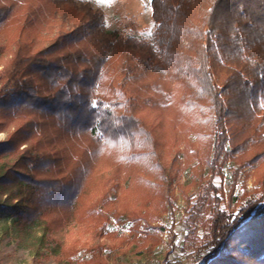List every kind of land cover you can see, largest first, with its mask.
<instances>
[{"label":"trees","instance_id":"obj_1","mask_svg":"<svg viewBox=\"0 0 264 264\" xmlns=\"http://www.w3.org/2000/svg\"><path fill=\"white\" fill-rule=\"evenodd\" d=\"M25 1L34 0H0V61L11 55L0 79V133H7L0 221H11L20 236L44 226L40 241H54L62 220L50 217L62 210L71 217L101 167L154 156L155 127L139 114L175 108L178 96L190 119L216 134L212 176L232 154L264 158V0H152L151 40L109 32L88 4L62 9L76 0H41L28 10ZM44 21L49 32L58 29L47 48L30 33ZM125 143L134 150L122 156ZM140 143L152 147L139 152ZM64 175L77 180L55 178ZM109 184V192L117 188ZM213 189L192 216L210 228L203 264H264V194L228 214Z\"/></svg>","mask_w":264,"mask_h":264},{"label":"rangeland","instance_id":"obj_2","mask_svg":"<svg viewBox=\"0 0 264 264\" xmlns=\"http://www.w3.org/2000/svg\"><path fill=\"white\" fill-rule=\"evenodd\" d=\"M40 2L25 1L23 8L39 7ZM87 4L102 13L109 32L139 40H151L156 32L152 0H76L62 9L70 14ZM19 23L12 26L11 34L19 29ZM51 28L52 24L44 21L33 24L30 33L47 48L58 31L55 28L51 33ZM0 36H6L5 31ZM10 58L9 54L0 61V79ZM176 99L175 108L146 107L139 114L155 127V155L146 154L127 165H118L114 159L112 167H101L85 185L71 217L64 210L50 217L62 220L53 227L54 241H40L44 226L20 236L11 221H0V264H203L211 235L206 224L193 222L200 198L214 186L212 195L228 214L257 200L264 194V158L253 162L260 152L253 150L232 154L222 171L212 176L208 162L214 157L216 134L208 135L210 128L202 129L198 119L194 123L181 97ZM199 132L208 137L198 139ZM6 139L7 133H0V142ZM140 144L134 147L139 152L152 147ZM226 149L231 151L232 147L227 144ZM133 150L125 143L122 156ZM158 164L160 169L155 166ZM76 177L55 176L60 180ZM110 182L117 186L112 192L108 191ZM103 197L107 198L105 205L100 202ZM92 207L98 209L95 216L90 214Z\"/></svg>","mask_w":264,"mask_h":264}]
</instances>
